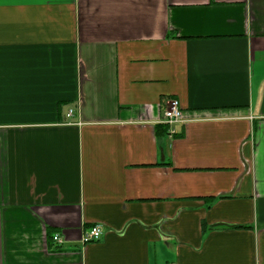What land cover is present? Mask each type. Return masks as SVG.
I'll list each match as a JSON object with an SVG mask.
<instances>
[{
  "label": "crops",
  "instance_id": "crops-1",
  "mask_svg": "<svg viewBox=\"0 0 264 264\" xmlns=\"http://www.w3.org/2000/svg\"><path fill=\"white\" fill-rule=\"evenodd\" d=\"M0 264H264V0H0Z\"/></svg>",
  "mask_w": 264,
  "mask_h": 264
},
{
  "label": "built area",
  "instance_id": "built-area-1",
  "mask_svg": "<svg viewBox=\"0 0 264 264\" xmlns=\"http://www.w3.org/2000/svg\"><path fill=\"white\" fill-rule=\"evenodd\" d=\"M71 116V114L69 115ZM166 121L169 125L182 124L184 122V113L180 106V103L177 100H172L169 103V107L165 112ZM175 131H173V134ZM103 236V230L100 226H96L89 231L84 239V243L88 244L91 242L99 241ZM56 243H61V237L56 235L54 237Z\"/></svg>",
  "mask_w": 264,
  "mask_h": 264
}]
</instances>
